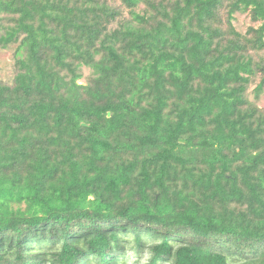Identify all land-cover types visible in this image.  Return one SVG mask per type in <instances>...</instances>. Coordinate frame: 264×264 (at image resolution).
Returning <instances> with one entry per match:
<instances>
[{
    "label": "trees",
    "instance_id": "trees-1",
    "mask_svg": "<svg viewBox=\"0 0 264 264\" xmlns=\"http://www.w3.org/2000/svg\"><path fill=\"white\" fill-rule=\"evenodd\" d=\"M0 47V264H264V0H0Z\"/></svg>",
    "mask_w": 264,
    "mask_h": 264
},
{
    "label": "rangeland",
    "instance_id": "rangeland-1",
    "mask_svg": "<svg viewBox=\"0 0 264 264\" xmlns=\"http://www.w3.org/2000/svg\"><path fill=\"white\" fill-rule=\"evenodd\" d=\"M14 48H1L0 47V79L6 82H12L14 76ZM89 264H97L95 261H89ZM127 264H136L135 257L130 256Z\"/></svg>",
    "mask_w": 264,
    "mask_h": 264
},
{
    "label": "water",
    "instance_id": "water-1",
    "mask_svg": "<svg viewBox=\"0 0 264 264\" xmlns=\"http://www.w3.org/2000/svg\"><path fill=\"white\" fill-rule=\"evenodd\" d=\"M109 115H110V113H109ZM181 141H182V142H185L184 139H181ZM174 195H177V191H174Z\"/></svg>",
    "mask_w": 264,
    "mask_h": 264
}]
</instances>
